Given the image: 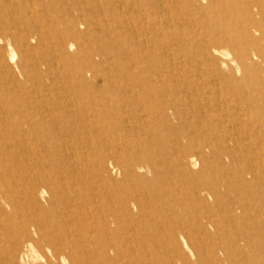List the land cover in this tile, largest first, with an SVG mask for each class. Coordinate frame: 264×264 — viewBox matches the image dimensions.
<instances>
[{
	"label": "rangeland",
	"instance_id": "obj_1",
	"mask_svg": "<svg viewBox=\"0 0 264 264\" xmlns=\"http://www.w3.org/2000/svg\"><path fill=\"white\" fill-rule=\"evenodd\" d=\"M22 212L52 264H264V0H0V264H46Z\"/></svg>",
	"mask_w": 264,
	"mask_h": 264
},
{
	"label": "bare ground",
	"instance_id": "obj_2",
	"mask_svg": "<svg viewBox=\"0 0 264 264\" xmlns=\"http://www.w3.org/2000/svg\"><path fill=\"white\" fill-rule=\"evenodd\" d=\"M22 213V217L24 218L19 225L20 235L13 243L12 251L17 257L21 259V261H26L24 263H27V261L30 263L28 255H30L32 252L36 254L39 253L34 256L35 259L41 258L46 264H52V260H57L59 258L65 259L68 255L74 252V250L77 248V244L79 246V242L70 236V232L72 230L70 228H64L62 225V221L65 219V212L59 214L47 213L46 215L38 213L26 215V212ZM80 221L82 223L88 222L85 213L80 216ZM12 225L14 226L13 222ZM100 239H102V237H100ZM106 244L113 248L125 246V243L123 242L118 230L112 231L110 237H108L107 240L100 245L104 246ZM169 258L172 259L171 256L168 257L164 252L159 250H154L153 253L152 251L147 250L144 255L139 257L137 262L139 264H165L166 262H169ZM130 264H135V251L130 257Z\"/></svg>",
	"mask_w": 264,
	"mask_h": 264
}]
</instances>
